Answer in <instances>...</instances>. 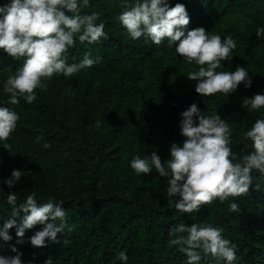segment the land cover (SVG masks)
Segmentation results:
<instances>
[{"label":"rangeland","instance_id":"1","mask_svg":"<svg viewBox=\"0 0 264 264\" xmlns=\"http://www.w3.org/2000/svg\"><path fill=\"white\" fill-rule=\"evenodd\" d=\"M89 4L83 9L88 14H100L97 24H105L108 38L92 45L84 43L70 64L81 62L89 49L98 62L71 77L54 74L44 80L47 89H36L37 99L31 104L23 97L16 105L8 103L10 96L4 92V84L23 65L24 58L10 57L0 49V107H9L19 116L8 140L0 141V196L14 193L26 199L35 192L40 203L50 198L62 202L67 214L111 197L138 209L175 208L168 203L167 178L160 177L154 168L147 175H137L131 161L136 156L150 157L153 151L162 161L168 160L171 145L182 146L186 139L180 134L181 113L193 103L206 115L218 113L228 121L232 127L231 148L237 156L252 151V142L245 140L243 133L257 119H264V108L249 111L241 105L245 98L264 94V57L231 51L217 71L234 72L237 66L245 67L251 87L241 83L227 96L217 93L203 97L195 91L198 82L186 76L199 66L188 64L175 52V46L169 48L167 39L160 45L144 37L131 39L118 19L124 10L122 0H89ZM251 11L264 23V5L234 12L222 20L206 10L195 14L185 31L203 27L209 35L223 39L227 28L245 31L249 23L253 24ZM71 51L69 48L67 53ZM5 144L11 145L10 151ZM13 170L23 175L9 188L4 182ZM237 199L233 202L230 197L222 202L223 213L260 234L263 226L254 225L252 218L264 217V194L251 188ZM231 203L239 204L240 211H230ZM125 208L131 210L130 205ZM204 211L203 205L198 217L193 212L191 224L219 227ZM1 247L2 256H14L11 248ZM175 252L176 248L167 245L157 252L152 264H177L181 258ZM180 262L187 264L186 256ZM93 264H115V258L98 253Z\"/></svg>","mask_w":264,"mask_h":264},{"label":"clouds","instance_id":"2","mask_svg":"<svg viewBox=\"0 0 264 264\" xmlns=\"http://www.w3.org/2000/svg\"><path fill=\"white\" fill-rule=\"evenodd\" d=\"M121 6L124 10L118 19L132 40L144 37L160 45L167 39L169 48L175 46V52L188 64L194 62L199 66L186 75L189 81L198 82L197 94L227 96L241 83L245 88L251 87L252 80L245 67L237 66L234 72L217 71L223 67L221 61L227 60L236 48L235 40L230 35L223 39L209 35L203 27L186 32L190 17L185 5L177 3L172 7L168 0H134L133 3L122 0ZM88 7L89 0H10L0 5V49L10 57L24 58L23 65L4 84V92L10 96L8 103L16 105L23 97L31 104L37 99L36 89H47L44 80H50L54 74L71 77L98 62L99 58H93L91 49L81 62H66V54L77 37L81 44L88 45L108 38L105 24H97L98 12L82 14V9ZM262 35L264 27L256 31L257 37ZM241 107L249 111L264 108V94L245 98ZM18 120L14 110L0 107V141L8 140ZM96 126L100 127L99 121ZM180 134L186 139L182 146L171 145L168 160L162 161L153 151L150 157H134L130 165L137 175H147L154 168L160 177L167 178L168 203L179 212H199L201 206L216 199L224 202L230 197L245 196L253 185V170L264 176V119H257L251 129L243 133L244 139L252 142L253 149L243 156L232 151V127L228 121L218 113L206 115L196 103L181 113ZM4 148L10 151L11 145L5 144ZM22 175V171L13 170L11 178L4 183L12 188ZM255 190H261L260 182L256 183ZM6 198L12 207L10 218L0 227V239L4 242L12 240L9 235L12 228H16L17 243L22 244L26 230L42 225V229L30 237V243L34 248H44L46 241L57 242L58 234L67 227V213L62 202L57 203L54 198L40 203L35 192L19 204L17 194L9 193ZM230 211L239 212L240 205L231 203ZM222 233V228L212 225L180 223L169 230V244L177 246L186 256L187 264H200L203 256L208 255L234 264L236 246ZM10 250L15 255L0 256V264H22V253L15 246ZM119 259L126 262L128 257L120 252ZM46 264H52L51 258Z\"/></svg>","mask_w":264,"mask_h":264},{"label":"trees","instance_id":"3","mask_svg":"<svg viewBox=\"0 0 264 264\" xmlns=\"http://www.w3.org/2000/svg\"><path fill=\"white\" fill-rule=\"evenodd\" d=\"M101 1V0H98ZM134 0H131L133 3ZM10 0H0V5L8 4ZM177 3L185 5L190 20L195 14H204L206 10L215 12L219 19L227 18L234 12L254 10L264 5V0H168L169 6ZM82 14H88L82 9ZM252 23L246 26L245 31L227 28L226 36H231L236 42L233 52H245L264 57V35L257 37L258 28L264 27L263 20L258 14L251 11ZM102 19H100L101 21ZM102 23V22H100ZM81 44L76 42L70 53L66 54V62L70 64L74 60V54ZM94 58V57H93ZM254 192L257 182L261 183L259 195L264 194V176L256 170L252 172ZM255 196V193H254ZM7 194L0 196V227L10 218L11 205L7 203ZM17 204L24 202L23 196H17ZM233 202L238 201L237 197ZM254 199V198H253ZM131 206V210L125 207ZM222 202L214 200L209 205H204L205 213L215 225L223 230V237L236 246L237 260L234 264H264V217L259 215L252 218L254 225L263 226L260 234L249 229L247 225L238 220L227 217L221 208ZM264 211V208H263ZM193 213H181L175 208L170 210H158L155 208H140L118 199L102 198L96 200L93 205L81 208L77 212L67 214L65 230L58 234L57 242L46 241L47 247L34 248L30 243V237L36 231L42 229L37 225L31 230H26L23 243H17L16 228L9 230L12 240L4 242L0 239V256L2 247L15 246L22 253V264H46L50 258L52 264H93V258L98 253L115 258V264H152L157 252L165 250L169 245V230L175 225L184 223L191 226ZM196 217L199 212H196ZM19 223V221H17ZM60 223L59 220L56 221ZM68 228L71 231H68ZM186 235V234H185ZM67 240L68 243L64 241ZM137 247V251H135ZM175 254L185 259L183 253L177 250ZM120 252H125L128 259L121 261ZM135 252H139L135 254ZM15 255V253H14ZM203 255V254H202ZM181 259L177 264H181ZM200 264H226L225 261L208 255L203 256Z\"/></svg>","mask_w":264,"mask_h":264}]
</instances>
